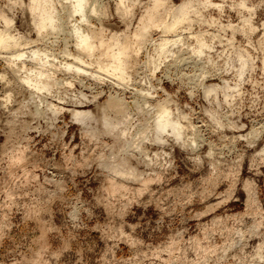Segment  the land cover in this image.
<instances>
[{"label": "rangeland", "instance_id": "rangeland-1", "mask_svg": "<svg viewBox=\"0 0 264 264\" xmlns=\"http://www.w3.org/2000/svg\"><path fill=\"white\" fill-rule=\"evenodd\" d=\"M30 2L0 0L27 50L0 48V264H264V0H99L88 21L43 0L63 29ZM116 43L124 77L66 66ZM39 70L51 91L23 79Z\"/></svg>", "mask_w": 264, "mask_h": 264}, {"label": "bare ground", "instance_id": "bare-ground-1", "mask_svg": "<svg viewBox=\"0 0 264 264\" xmlns=\"http://www.w3.org/2000/svg\"><path fill=\"white\" fill-rule=\"evenodd\" d=\"M99 0H70L71 6L73 8V13L80 14V17L82 18V21H88L89 17L87 15L88 9H91L93 11H96L98 6ZM29 7L32 11H37L38 13H41V17L39 20L35 21V26L38 28L45 27L47 25H50L52 27L59 26L60 29H63L64 25V17L63 13L61 17L58 16L59 20L56 23L55 20H57V17L53 13H49L47 15H43L44 9L46 10L45 6L43 5V0H31L29 3ZM174 12L176 13V17L168 18L165 22H163V26L165 27V36H163L160 41L157 43V46L155 47L156 51V58H159L161 55H163L169 47L174 44L175 42H178L181 38L175 37L176 34H168V31L173 29V27L178 23L180 19L183 18V16L186 14V9H184L182 6L176 7V10ZM70 13L71 16L74 14ZM73 26V34L76 36V44L77 46L84 52H89L90 54H93L94 49V40L92 39V35L90 32L85 30L83 25L77 21V18L75 22L72 24ZM147 29L145 30V32ZM145 32H142L141 35H144ZM167 32V33H166ZM97 42L103 47V39L97 38ZM20 43V37L17 33H14L12 31H5L3 29H0V48H14L11 53V60L15 61L18 59H21L23 55L26 53L27 50L24 49L22 46H17V44ZM16 45V46H15ZM118 45V43H116ZM32 54L41 59L46 60L49 53L43 48L38 47L35 49L30 50ZM108 53L111 56H114L117 61L115 63L114 60L107 63H102L99 60L97 61V69L92 68L88 64H92V61H88L81 53H73L68 51V53L73 54L75 57V61L72 63L67 62V67H75L76 70H85L90 72L92 75H101V71H110L114 73L115 75L119 77H124L128 74L127 65L125 64V60L123 59L124 56V50L119 45L117 48L115 46H112L110 49L107 50ZM154 65H157L156 59L154 62ZM45 75V72L43 70H39L38 74L33 75L31 72L29 74H26L23 76V79L29 83L30 86H32L36 90H43L46 89L48 91L52 90V83L50 80L44 79L42 76ZM53 105V103H50ZM77 114H84V111L78 110ZM159 125L164 128L167 126V124L171 123V120L169 118V109L166 107H163L160 111V116L158 117ZM179 132V128H176V125H174V131Z\"/></svg>", "mask_w": 264, "mask_h": 264}]
</instances>
